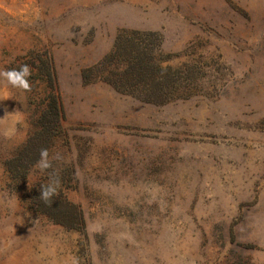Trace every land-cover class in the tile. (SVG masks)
I'll return each instance as SVG.
<instances>
[{"label": "rangeland", "instance_id": "obj_1", "mask_svg": "<svg viewBox=\"0 0 264 264\" xmlns=\"http://www.w3.org/2000/svg\"><path fill=\"white\" fill-rule=\"evenodd\" d=\"M134 31L161 69L118 87L108 59ZM22 64L30 90L0 80V118L20 113L0 136V264H264V0H0V70ZM170 78L189 95L141 99ZM53 97L51 167L28 179L55 174L76 230L6 170Z\"/></svg>", "mask_w": 264, "mask_h": 264}, {"label": "trees", "instance_id": "obj_2", "mask_svg": "<svg viewBox=\"0 0 264 264\" xmlns=\"http://www.w3.org/2000/svg\"><path fill=\"white\" fill-rule=\"evenodd\" d=\"M139 32H131L127 35H120L115 44V50L108 61L111 64L121 65L125 71L113 73L112 77L106 78L105 81H111L115 86H126L127 83L138 85L147 82L148 74L161 69V62L157 59L154 49L143 47L139 41ZM51 77V75H50ZM112 78V79H110ZM115 78V81H112ZM168 80L169 77L166 76ZM177 79V80H176ZM162 80V79H161ZM172 86L166 92L158 88L143 93V99L151 103H165L174 98H185L189 95L185 87L180 84L179 78H173L169 81ZM161 86V83H157ZM62 109L57 98L53 97L47 110L36 125L35 131L29 137L27 144L23 146L11 160L6 163V170L11 174V180H17L13 191L30 198L32 208L43 214L49 220L76 230L79 224H82V215L78 208L67 201L65 196L55 194L47 203L40 198V186L44 183L38 182L30 185L28 175L31 166L39 159V152L42 148L48 149L54 138L60 131V121L62 119ZM66 209V210H65ZM68 209V211H67Z\"/></svg>", "mask_w": 264, "mask_h": 264}, {"label": "clouds", "instance_id": "obj_3", "mask_svg": "<svg viewBox=\"0 0 264 264\" xmlns=\"http://www.w3.org/2000/svg\"><path fill=\"white\" fill-rule=\"evenodd\" d=\"M31 75L30 67L27 64H22L18 68H10L0 70V80L10 85L14 89L28 91L31 88L29 77ZM9 120L10 124L8 127L0 128V136L6 139H10L16 134V125L20 120V113L15 111L14 114L7 113L0 121ZM51 164L49 162L48 149L42 148L39 152V159L33 165V168L38 169L41 172L49 169ZM59 179L54 173H48V180L46 183L40 186V198L47 203L49 199L54 196L59 187Z\"/></svg>", "mask_w": 264, "mask_h": 264}]
</instances>
